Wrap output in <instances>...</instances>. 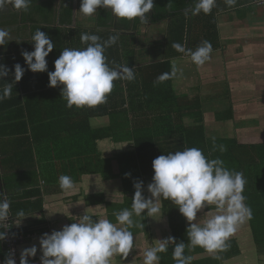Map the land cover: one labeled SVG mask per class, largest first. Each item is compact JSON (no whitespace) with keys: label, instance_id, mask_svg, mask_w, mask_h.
I'll use <instances>...</instances> for the list:
<instances>
[{"label":"crops","instance_id":"crops-1","mask_svg":"<svg viewBox=\"0 0 264 264\" xmlns=\"http://www.w3.org/2000/svg\"><path fill=\"white\" fill-rule=\"evenodd\" d=\"M258 1L236 0L235 5L229 7L225 0H216V5L210 14H205L203 11L198 15L190 14L189 18L192 17L193 21L191 23L190 20L189 25L187 38L189 47L186 44L185 49L194 51L203 41H209L213 48L211 60L202 66H197L191 61L190 56L184 53L173 59L184 73L180 78L177 75L173 77L175 94L181 96L183 100L190 101V106L193 107L189 117L184 116L185 122H197L198 112H201L207 133L219 138L232 136L243 144L264 143V4H259ZM194 3L195 0L191 8ZM80 7L81 0H78L73 16L76 25L82 29L95 27L99 8L96 14L85 16L79 11ZM25 12L17 11L11 6H6L0 11V28L10 31L12 37L5 46H0L2 53L0 58L4 63L11 58L15 59L21 49L20 42L31 37L32 30L25 22L27 20L24 17ZM163 23L167 24V34L168 21L143 24L137 31V42L130 44L131 49L120 50L124 63H133L130 68L135 70L136 78H143L146 75L144 67L151 64V56L160 55L166 50V42L161 44L162 41L157 40L159 45L149 39L154 37L151 34V27L162 28ZM85 31L80 30L77 35L81 36ZM158 38L162 39L160 35ZM191 42H193L192 48ZM86 46L82 43L78 48L82 49ZM193 102H199L200 110ZM229 109H232L233 113L231 120L223 117ZM136 113L143 120H147L146 116L156 115L159 120L165 116L161 109L153 111L146 108ZM176 113L180 115L178 111ZM143 114L147 115L142 116ZM109 123L108 115L91 118V124L95 128L107 126ZM150 123L152 124V121ZM29 126L30 133L34 132L36 136L33 142L35 171L29 174L26 169L22 170L18 179H12L18 183L15 186L12 183L10 187L14 196L12 204H16L18 212L23 210L28 216L14 218L10 213L9 218L15 229L26 236L19 244V254L21 255L23 249L35 245L38 249L37 255L29 257V262L41 264L42 252L39 250V241L44 233L50 234L53 230H62L65 225L77 222L86 211L95 214L93 219L106 218L116 223L114 213L125 208L131 209L125 204L127 194L124 192L121 178L112 177V174H118L116 155L132 150L134 141L129 139L116 141L114 137L99 139L95 155L91 152L87 153L86 148L85 151L79 152L77 148L76 151H72L69 146L66 151V144L70 138L67 127L59 124L45 125V128ZM44 136L45 143H41V138L43 139ZM0 148L9 149L5 146ZM101 157L114 158L110 162L109 171L105 172L106 176L100 168ZM61 175H69L73 179L72 190H61L59 186ZM7 179L11 178L7 176ZM147 186L148 184L145 186V196L149 197L151 194ZM2 190L6 192L7 198H10L7 182L3 181ZM160 204L161 211L155 218L146 215L133 217L138 224L145 225L130 229L135 237L136 248L126 259L120 255L114 256L112 264H143L145 249L155 246L159 242L158 239L174 237L168 217L163 215L161 201ZM215 211V208L205 207L198 212L197 222L203 224L208 218L207 212L215 213ZM185 220L186 226H189L186 218ZM247 226L248 223H244L230 237L238 241L241 250L240 254L232 258L224 260L220 258L218 262L211 263L208 258L213 255L207 251L194 250L185 255L193 257L191 264H264V248H258L251 230L247 231L249 236L247 240L245 231ZM2 241L1 252H4ZM173 248L174 245L169 244L167 252L159 254L160 264H176L170 255H166L172 253ZM187 251L189 250L185 252ZM1 257L0 255V259L3 258Z\"/></svg>","mask_w":264,"mask_h":264},{"label":"trees","instance_id":"trees-1","mask_svg":"<svg viewBox=\"0 0 264 264\" xmlns=\"http://www.w3.org/2000/svg\"><path fill=\"white\" fill-rule=\"evenodd\" d=\"M57 2L58 0H32L28 9L30 12L24 13V17L27 19L25 22L32 30L30 39L20 42L21 49L15 59L11 58L6 64L0 58V64H3L8 70V75L0 79V91L8 84L13 85L11 97L0 101V146L9 148L7 150L0 148V184L3 185V181L7 182L10 191L12 183L14 186L18 183L12 179H18L22 170L26 169L29 174L35 171L33 142L36 136H34V132L30 133L29 125L44 126L45 128V125L59 124L67 127L70 138L66 144V151L69 146L72 151L78 149L79 152L85 151L86 148L87 153L91 152L95 155L99 139L114 137L116 141L133 140L132 150L116 155L118 174H112V177L121 178L124 192L127 194L125 204L129 208H131L132 198L136 191L134 183L143 181L145 195V186L152 182L154 176L152 162L156 157L196 147L202 149L210 159H222L228 169L243 173L246 180L243 195L246 197V205L251 208L253 214L252 219L247 223L253 232V240L258 248H264V143L243 144L232 136L219 138V136L209 134L206 131L204 116L201 115V112H198L197 122L186 123L184 116L189 117L191 114L189 112L193 110V107L190 106V101L183 100L181 96L175 94L173 77L163 83H154L159 75L170 73L173 59L183 54L172 45L180 43L184 46L186 41L187 47H189L187 38L190 20L192 23L193 18H189L191 13L186 10L191 8L193 0H154V7L147 14L148 24L168 21L166 50L160 55L151 56V64L144 67L146 75L143 78H135L133 81L116 80L113 91L108 95L107 103L93 108H77L75 106L69 108L67 101L61 95L62 86H49L48 71L55 70L54 61L64 48L80 49L78 47L79 44H82L81 36L77 34L80 33L78 32L80 30H86L85 33L100 36L101 42L118 33L117 43L105 51L109 66L128 65L132 67V62L125 64L121 59L120 50L131 49L127 37L138 39L137 31L141 25L146 23L141 22L138 18L132 21L119 18L121 20L118 19L115 23L111 9L100 7L96 26L91 29H82L74 21L73 6L70 1L61 0V8L57 7ZM56 20H59V23ZM37 29L47 33L55 44L53 51L46 57L48 71L45 72H33L28 69L22 56L23 51H34V41H31V38ZM184 47L186 48V46ZM17 63L25 68V72L21 80L15 82V64ZM193 103L200 110L199 102ZM146 108L153 111L161 109L165 116L159 120L156 115L151 117L143 114L142 116L147 117V120H143L136 112ZM176 111L180 115H177ZM102 115H108L110 123L107 126L95 128L91 124V118ZM223 117L224 119H233L232 109L226 111ZM213 137H215V150H213ZM44 139L45 136L43 139L41 138V143H45ZM219 145L226 146V151L221 152ZM113 159L100 158L102 166L100 168L104 174L109 171L110 162ZM7 176L11 179H7ZM5 189H7L6 186ZM13 199V193L10 191V198L8 197L10 213L15 218L18 209L16 204H12ZM161 203L163 215L168 217L176 242L183 241L187 245L189 242L187 228L189 226H186L185 217L179 212L178 206L170 200L161 199ZM209 208L213 209L215 206H209ZM11 227L12 232L19 233L14 225ZM0 231H5V229L0 227ZM228 244L229 247L226 251L217 254L210 253L213 256L208 258V261L218 262L214 255H219L224 260L241 253L235 238L229 239ZM186 250H189L187 246ZM194 250L206 252L199 246L191 251ZM191 251H187L185 254ZM172 253L166 255H170L174 261ZM0 255L3 257H1L2 259L5 258V253L1 252V244Z\"/></svg>","mask_w":264,"mask_h":264},{"label":"clouds","instance_id":"clouds-1","mask_svg":"<svg viewBox=\"0 0 264 264\" xmlns=\"http://www.w3.org/2000/svg\"><path fill=\"white\" fill-rule=\"evenodd\" d=\"M225 2L231 7L236 0ZM31 3L32 0H0V11L6 6L17 11H28ZM215 5L216 0H195L194 6L186 11L192 15H198L201 11L210 14ZM100 7L111 9L118 18L128 21L138 18L148 23L147 14L153 9L154 0H81L79 11L85 16H92ZM80 39L87 46L82 49L64 48L54 61V71H48L46 57L53 51L55 44L41 29H37L31 38L34 51H23L22 56L31 71H48L50 87L62 86L61 95L67 101V107L93 108L107 103L116 80H135V70L128 65L109 66L105 51L117 43L118 33L103 42L100 36L88 33L81 34ZM11 40L10 31L0 28V46H5ZM172 47L189 55L197 66L210 61L213 51L209 41H203L194 51L186 50L180 43H174ZM24 72L25 68L19 63L15 64L14 81H20ZM178 72H182V69L173 62L171 72L159 75L154 83H163ZM7 75L8 70L0 64V79ZM12 87V84H8L0 91V101L11 97ZM213 146L215 150V137ZM219 150L226 151V146L219 145ZM152 166L154 176L147 186L151 194L149 197L144 195L143 181H137L134 183L136 191L131 209L125 208L114 213L116 223L106 218L93 219L95 214L86 211L77 222L65 225L62 230L44 233L39 241L41 264H112V258L117 255L126 259L136 248L135 237L130 229L145 227L134 221L133 217L146 215L155 218L161 211V199L170 200L178 206L179 212L189 222V242L187 245L183 241L177 243L172 236L158 239L155 246L143 251V264H160L159 254L167 252L169 244L174 245L172 254L176 264H191L193 257L185 255L186 246L189 251L199 246L211 254L226 251L230 237L241 225L252 219V210L246 205L243 195L246 184L243 173L228 169L222 159H210L202 149L190 147L159 155L153 160ZM59 186L63 191H70L74 188V181L69 175H61ZM207 206H215L216 211L207 212L208 218L200 224L197 214ZM17 216L24 218L28 215L21 210ZM9 217L10 201L6 192H0V227H9ZM5 236L6 233L0 231V240H4ZM37 251L35 245L23 249L20 264H30L29 257H36ZM214 258L220 259L219 255H214ZM4 264H16V260L10 255Z\"/></svg>","mask_w":264,"mask_h":264},{"label":"built area","instance_id":"built-area-1","mask_svg":"<svg viewBox=\"0 0 264 264\" xmlns=\"http://www.w3.org/2000/svg\"><path fill=\"white\" fill-rule=\"evenodd\" d=\"M259 4H264V0H259ZM7 223L9 227L5 228V239L2 241L5 258L0 259V264H4V261L10 255L16 260V264H20L19 244L26 238L24 234L12 232V222L8 219ZM6 227V225H5Z\"/></svg>","mask_w":264,"mask_h":264},{"label":"rangeland","instance_id":"rangeland-1","mask_svg":"<svg viewBox=\"0 0 264 264\" xmlns=\"http://www.w3.org/2000/svg\"><path fill=\"white\" fill-rule=\"evenodd\" d=\"M166 27H167V24L166 23H163V27L162 28H160V27H157V26H152L151 27V34H153L154 35V37H152V38H149L150 39V41L151 42H154L155 44H159L158 42H157V40H159V41H162V43L161 44H164L165 43V41H166ZM155 32V33H154ZM158 35H160V37L162 38V39H159L158 38ZM137 40V39H136ZM136 40L135 39H133V38H131V37H127V42L129 43V44H131L132 43V41H134V42H136ZM186 44H187V42L185 41V44H184V46H186ZM160 45V44H159ZM163 50V49H162ZM184 73L183 72H178L177 73V76H178V78H180L182 75H183ZM9 220H11L10 218H9ZM248 227V228H247ZM245 229V231H246V238H247V240L249 239V236H248V232L247 231H250V228H249V226H247ZM25 235V234H24Z\"/></svg>","mask_w":264,"mask_h":264},{"label":"water","instance_id":"water-1","mask_svg":"<svg viewBox=\"0 0 264 264\" xmlns=\"http://www.w3.org/2000/svg\"><path fill=\"white\" fill-rule=\"evenodd\" d=\"M60 1H61V0H58V2H57V7H58V8H61ZM69 1H70L71 5L73 6V13H74V15H75V11H76V6H77V3H78V0H69ZM117 20H118V17L114 16V22H115V23L117 22ZM57 22L59 23V20H57ZM0 180H1V177H0ZM2 186H3V185L0 184V190H1V192H3V190H2Z\"/></svg>","mask_w":264,"mask_h":264}]
</instances>
